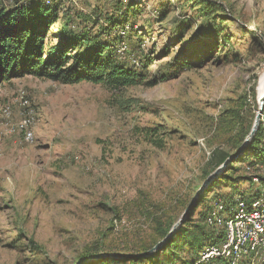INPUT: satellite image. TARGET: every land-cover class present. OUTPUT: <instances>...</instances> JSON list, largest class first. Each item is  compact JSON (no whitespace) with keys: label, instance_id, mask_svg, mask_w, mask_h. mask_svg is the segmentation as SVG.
Returning <instances> with one entry per match:
<instances>
[{"label":"rangeland","instance_id":"obj_1","mask_svg":"<svg viewBox=\"0 0 264 264\" xmlns=\"http://www.w3.org/2000/svg\"><path fill=\"white\" fill-rule=\"evenodd\" d=\"M24 1L37 0H0V7ZM159 1H51L59 17L50 45L63 27L62 39L88 32L91 23L79 15L99 19L88 32L96 33L106 15L136 4L115 52L150 75L118 91L31 76L0 86V264L133 257L164 239L215 173L197 198L203 203L187 212L186 231L217 201L264 189V107L257 154L240 152L258 112L264 0H163L160 8ZM21 94L33 117L28 144L11 132L25 112Z\"/></svg>","mask_w":264,"mask_h":264},{"label":"trees","instance_id":"obj_2","mask_svg":"<svg viewBox=\"0 0 264 264\" xmlns=\"http://www.w3.org/2000/svg\"><path fill=\"white\" fill-rule=\"evenodd\" d=\"M162 3L163 0L158 2L159 8L162 7ZM203 5H208L209 8L217 7L207 2ZM114 12V16L106 15L105 25L98 27L96 33L88 32L94 29L99 19L91 18V15H79L83 23H91L88 32L62 39V35H65L63 27L58 43L50 45L46 38L59 17L57 5L46 7L43 2L37 0L16 2L10 9L0 7V86L5 81L24 76L50 79L64 85L86 82L104 85L116 91L141 84L145 80L144 77L150 75L145 73L146 66L141 67L142 71L137 70L138 67H135L134 63L130 65L122 61L121 56H117L115 52L116 46L123 42L119 37V31L124 26L132 24L139 12L137 5L131 3L120 6ZM161 14L162 17L165 16ZM111 33H115L116 36L112 37ZM138 36L140 35L136 34L135 38ZM102 37L105 40H102ZM138 65L142 66L141 61ZM259 132L260 129L247 146L248 153L257 154L256 141ZM258 154L260 157L264 155V149ZM238 196L244 197L243 194L236 195L222 202L230 207ZM204 200V196H201L192 210L199 207ZM211 208L199 214L198 223L192 230L186 231L184 223L167 241L160 250L162 254H170L169 259L165 261L156 253L145 259L135 257L130 260L103 259L88 264H175L172 261L173 257L178 256L177 258L181 259L178 253L185 255L180 264H193L204 247L218 245L223 241L222 229L215 231L205 224ZM167 233L168 231L164 236Z\"/></svg>","mask_w":264,"mask_h":264},{"label":"built area","instance_id":"obj_3","mask_svg":"<svg viewBox=\"0 0 264 264\" xmlns=\"http://www.w3.org/2000/svg\"><path fill=\"white\" fill-rule=\"evenodd\" d=\"M40 1L46 7L52 6V0ZM124 34L121 29L119 37L122 39ZM120 46H124L123 42ZM123 51L121 47L118 52ZM19 99L25 112L11 132L21 133L23 142L28 144L34 138L32 111L27 109L23 94ZM2 113L5 119L11 116L9 107ZM205 224L215 231L222 229L223 241L204 247L193 264H264V189L247 200L236 197L230 207L222 201L216 202L208 211Z\"/></svg>","mask_w":264,"mask_h":264},{"label":"water","instance_id":"obj_4","mask_svg":"<svg viewBox=\"0 0 264 264\" xmlns=\"http://www.w3.org/2000/svg\"><path fill=\"white\" fill-rule=\"evenodd\" d=\"M263 107H264V97L263 99L260 101V103L258 104V112L255 118V121L253 123V126L251 128V131L247 137V139L244 141L243 147L241 149L240 152H242L247 145L249 144V142H251L252 138L254 137L258 126H259V122L261 120V116H262V112H263ZM216 176V173L209 177L204 184L202 185V187L199 189L198 193L196 194L197 196L191 201L190 205L188 206L186 212L182 215V217L177 221V223H175L172 228L170 229V231L167 233V235L164 237V239L159 242L155 247H153L150 251L143 253V254H139V255H135L133 257H128L126 255H96V256H91L88 258L83 259L82 261H80L78 264H86L89 262H96V261H100L103 259H115V260H130L132 258H141V259H145L148 258L152 255H154L157 251H159L161 249L162 246H164L167 241L176 233V231L180 228V226H182V224L184 223V219L185 216L187 214V212L194 208L196 205V201L197 198L199 196V194L202 192L203 188Z\"/></svg>","mask_w":264,"mask_h":264},{"label":"bare ground","instance_id":"obj_5","mask_svg":"<svg viewBox=\"0 0 264 264\" xmlns=\"http://www.w3.org/2000/svg\"><path fill=\"white\" fill-rule=\"evenodd\" d=\"M263 97H264V68L258 76V81H257V86H256L257 104L260 103V101L263 99Z\"/></svg>","mask_w":264,"mask_h":264}]
</instances>
